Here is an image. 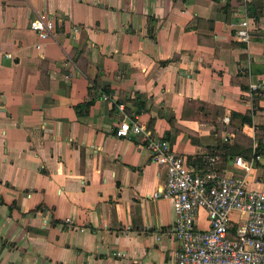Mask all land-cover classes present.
Returning <instances> with one entry per match:
<instances>
[{
	"label": "crops",
	"instance_id": "0c3cea01",
	"mask_svg": "<svg viewBox=\"0 0 264 264\" xmlns=\"http://www.w3.org/2000/svg\"><path fill=\"white\" fill-rule=\"evenodd\" d=\"M41 16L46 40L31 29ZM135 120L200 174L212 156L220 175L246 176L235 160L257 149L246 179L264 191V9L256 21L244 0H0V264L175 262L177 215L155 197L167 170L142 138L115 136ZM197 223L209 228L206 211Z\"/></svg>",
	"mask_w": 264,
	"mask_h": 264
},
{
	"label": "built area",
	"instance_id": "2783aa9c",
	"mask_svg": "<svg viewBox=\"0 0 264 264\" xmlns=\"http://www.w3.org/2000/svg\"><path fill=\"white\" fill-rule=\"evenodd\" d=\"M252 1L244 0L246 7ZM31 29L42 40L55 33L54 22L44 16L35 19ZM251 32L247 16L237 37L249 45ZM258 89L257 85L250 86L251 93ZM115 136L142 138L154 163L167 170V182L155 197L163 196L173 202L177 215L174 234L181 245L175 262L168 264H264V191L249 189L246 179L255 162L262 158L257 149L250 160H235L234 166L246 172V176L220 175L215 168L219 158L212 156L207 158L209 170L200 174L190 170L185 160L171 151L167 141L153 138L137 120L122 122ZM201 210L207 212L208 229L198 226ZM130 263L128 259L127 264Z\"/></svg>",
	"mask_w": 264,
	"mask_h": 264
},
{
	"label": "trees",
	"instance_id": "16d2710c",
	"mask_svg": "<svg viewBox=\"0 0 264 264\" xmlns=\"http://www.w3.org/2000/svg\"><path fill=\"white\" fill-rule=\"evenodd\" d=\"M247 6H248V13L250 17L258 21L263 13L264 0H254L251 3H249ZM92 103L93 101L88 102L84 106H81V108L88 109L90 108ZM243 119H244V123H248V124L252 123V120L250 117H243ZM257 153L260 154V152H257Z\"/></svg>",
	"mask_w": 264,
	"mask_h": 264
}]
</instances>
